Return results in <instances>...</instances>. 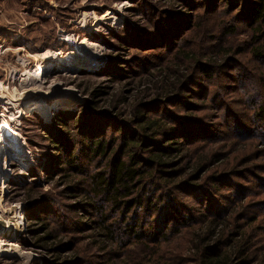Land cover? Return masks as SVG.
Listing matches in <instances>:
<instances>
[{"label":"trees","instance_id":"16d2710c","mask_svg":"<svg viewBox=\"0 0 264 264\" xmlns=\"http://www.w3.org/2000/svg\"><path fill=\"white\" fill-rule=\"evenodd\" d=\"M222 1L226 8L221 10L228 17L209 20ZM177 3L190 12L176 10ZM246 3L173 0L177 6L162 10L164 16L155 18L160 20L152 24V30H138L128 21L120 28L118 42L136 49L147 63L157 59L162 70L172 75L171 84L166 80L150 84L131 101L117 96L105 110L90 106V113L83 117L64 112L57 116L52 131L42 126L55 159L54 171L46 175L55 180L48 190L25 184L21 201L27 207L26 221L41 224L30 229L34 244L56 256L50 264H89L97 255L117 258L133 242L143 247L144 254L153 255L152 264H247L254 259L257 242L264 248V223L258 215L239 224L246 205L233 203L239 196L229 200L218 194L220 185L230 184L229 174L222 172L227 170L215 167L210 171L223 147L231 149L259 128L262 135H258L264 138V75L259 74L256 80L262 82V89L253 80L251 93L246 89L241 98L230 100H241L248 113L233 112L219 97L232 84H218L217 90L204 95L201 88H208L198 80L211 79L221 71L225 76L227 69L239 65L243 67L232 77L245 83L251 69L238 59L244 52L249 61L264 63V0ZM59 45L64 42L54 46ZM103 89L96 86L91 94L103 95ZM150 89L153 94L148 93ZM197 95L205 103L214 100L213 105L225 106L227 114L218 116L226 124L224 135H210L204 114L181 112L191 109L189 105H204L191 103ZM125 101L128 110L124 112L119 105ZM49 179L53 178L48 177L47 182ZM7 184H12L11 178ZM240 187L234 185L235 191ZM239 193H246V188ZM140 213L146 215L147 222L139 218ZM83 231H90L83 238L89 240L80 245L76 235ZM59 233L67 236L66 241Z\"/></svg>","mask_w":264,"mask_h":264},{"label":"rangeland","instance_id":"374dc122","mask_svg":"<svg viewBox=\"0 0 264 264\" xmlns=\"http://www.w3.org/2000/svg\"><path fill=\"white\" fill-rule=\"evenodd\" d=\"M142 1L144 3H133L131 0H0V123H7L13 131L19 133L22 146L25 145L21 149H24V152L20 159L19 156H6L0 165V187L4 185V191L0 193V246L13 244L7 245L9 248L13 247L9 250V253H12L9 256L0 252V264H50L53 257H56L53 251L34 244L30 237V229L41 224L35 222L30 224V221H26L27 207L21 201L26 192L25 184L34 183L43 190H48L52 189L51 185L55 180L51 174L46 175L54 171L55 159L54 150L49 140L43 138L46 132L42 129L54 130L58 121L57 116L65 115L64 112H67L68 116L73 113L82 114L83 117L85 113H90V106L105 110L108 109L112 98L117 96L120 100L127 98L131 101L139 94H143L150 84H163V80H166V84H171L172 75L162 70L163 66L157 64V59H151L147 63L140 59L136 49L118 42L120 28L129 21L138 30L142 27L144 30H152V24L160 20L155 18L164 16L162 10L166 12L168 8L177 5L176 10L182 12L187 8L178 3L172 4L173 0ZM246 2L245 5L249 6L253 0ZM150 5L156 11H153ZM220 5L216 9L217 13L209 16V20L213 18L217 22L220 18L228 17V14L221 10L226 8L225 2L222 1ZM106 13L108 15H105ZM240 37L245 38L242 35ZM84 38L100 46H81L79 49L83 52V60L76 58L70 65H61L58 59ZM98 38L106 40L108 45ZM58 41L64 42V45L55 47ZM195 44L200 46L199 42ZM42 55L47 58H40ZM238 59L249 68L248 70L251 69L245 83L242 79L235 80L232 77L240 70L239 65L227 69L225 76L221 71L214 74L211 79L198 80L199 84L208 88V90L201 88L204 95L217 90L218 84H232L231 89L222 90L219 97L230 104L233 112L245 110L244 112L248 113L250 110L243 109L241 100L234 103L230 100L241 98L246 89L252 92L253 80L256 81L259 74L264 75V63L259 60L249 61L247 52L239 55ZM161 64L164 65L166 62ZM39 65L46 66L42 77L29 78L25 75ZM116 66H121V69H117ZM256 83L262 89V82ZM96 86L104 88L103 95L94 97L91 94V90ZM194 88L198 89L195 86ZM228 90H231V93H228ZM148 93L153 94L151 89ZM61 97H67L68 102L56 106L57 100ZM258 98L262 99V91ZM31 102H37L46 107V110L35 111L27 108ZM200 102L204 105L200 106ZM214 102L212 100L205 103L197 95L191 98V103L199 105L196 107L189 105L191 109L181 112L191 111L192 115L204 114L203 121L209 126L210 135L216 133L222 136L226 133L224 127L226 124H222L218 116L227 114L226 108L218 103L213 105ZM126 106L125 101L120 103L119 108L125 112V109L128 110ZM243 120L248 121L246 118ZM71 123L69 121V124ZM258 134L262 135V128L247 134L242 142H238V145L231 149L223 147L217 155V164L210 169L215 171L214 168L219 167L220 170H227L222 172L230 176V184L220 185L218 194L228 196L229 200L232 198L235 200L239 196L240 199L233 203L242 207L246 205V212L240 216L239 224L248 223L249 218L255 215H258L262 225L264 223V138ZM48 177L53 179L47 182ZM10 178L12 184L8 185ZM209 180L211 179L207 180L208 186L211 184ZM234 185H240V190L246 188V193L241 194L240 190L236 192ZM234 191L235 194L232 195ZM79 214L77 213V216L81 217L82 211H79ZM139 218L143 222L148 221L146 215L142 213L139 214ZM8 230L12 232L10 237L3 234ZM88 232L90 231L76 235L80 245L89 240L83 239ZM256 232L262 234L261 229H257ZM58 236L60 239L67 238L63 233H59ZM149 244L151 247L153 243ZM254 246V259L247 264H262L264 256L262 242H257ZM141 249L143 247L140 244L133 242L124 255L113 259L97 255L98 258L91 259L94 263L89 264H152L153 255L144 254ZM60 253L63 251L60 250Z\"/></svg>","mask_w":264,"mask_h":264},{"label":"bare ground","instance_id":"6f19581e","mask_svg":"<svg viewBox=\"0 0 264 264\" xmlns=\"http://www.w3.org/2000/svg\"><path fill=\"white\" fill-rule=\"evenodd\" d=\"M105 15H108V13H106ZM81 46H84V47L85 46H92V47L97 46V47H99L100 44H98L96 42H93V41H91L88 38L82 39L79 42V44H76V47H73L72 49H70L68 52H66L65 54H63L58 59V61L61 63V65H64V66L70 65L72 62H74V59H76V58H78L80 60H83V52H81L80 49H79V47H81ZM40 58H43L44 59V58H47V56L42 55V56H40ZM90 59H89V61H90ZM84 60H86V59H84ZM45 69H46V66L39 65V66H37L35 68V70L33 69V71L26 72L25 75L27 77H29V78L30 77L41 76V75L44 74ZM67 102H68L67 97L66 98H64V97L62 98L61 97L60 99L57 100L56 106L64 105ZM27 108H32L35 111H45L46 110V107H43V106L39 105L37 102H31V103H29L27 105ZM24 146H22V141H21V138L19 137V133H16L15 131H13L12 130V127H10L7 123H5V122L0 123V165L2 163L3 158L6 157V156H10V155H12V156H19V159H20V156H23L24 149L23 150H21V149ZM3 189H4V185L0 187V190H1L0 193H3V191H4ZM20 215H22V214H20ZM17 217H19V216H17ZM3 234L5 236H7V237H10L12 235V232H11V230H8L6 232H3ZM7 245L12 246L13 244L12 243L11 244H9V243L8 244H2L0 246V252L2 254H6L7 256H9L10 254H12L11 252L9 253V250H11V248H13V247L9 248L10 246L7 247Z\"/></svg>","mask_w":264,"mask_h":264},{"label":"water","instance_id":"95a60500","mask_svg":"<svg viewBox=\"0 0 264 264\" xmlns=\"http://www.w3.org/2000/svg\"><path fill=\"white\" fill-rule=\"evenodd\" d=\"M7 179V178H6ZM5 182H6V180H5ZM5 182H4V184H5Z\"/></svg>","mask_w":264,"mask_h":264}]
</instances>
